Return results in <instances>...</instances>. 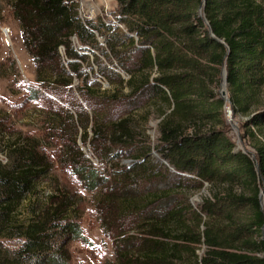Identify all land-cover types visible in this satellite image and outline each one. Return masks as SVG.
Wrapping results in <instances>:
<instances>
[{"label":"trees","instance_id":"1","mask_svg":"<svg viewBox=\"0 0 264 264\" xmlns=\"http://www.w3.org/2000/svg\"><path fill=\"white\" fill-rule=\"evenodd\" d=\"M116 1L113 21H83L77 0L12 3L45 127L0 107V264H70L79 202L40 188L57 158L93 194L114 245L103 264H264V0ZM224 67L254 152L230 135Z\"/></svg>","mask_w":264,"mask_h":264},{"label":"rangeland","instance_id":"2","mask_svg":"<svg viewBox=\"0 0 264 264\" xmlns=\"http://www.w3.org/2000/svg\"><path fill=\"white\" fill-rule=\"evenodd\" d=\"M13 1L0 0V107L11 111L13 115H18L15 116V121L20 129L40 135L45 127L44 113L41 114L39 111L43 109L44 102L41 99L38 101L28 100L30 88L37 85L36 65L24 45L19 21L14 17ZM77 3L79 15L83 21H98L100 17L106 21H113L116 17V0H77ZM74 42L78 45L76 39ZM61 51L63 52V50ZM95 54L99 55L100 53L95 51ZM93 66L97 79L107 86L105 78L98 73L97 62H94ZM88 72L90 73L89 70ZM225 119L230 129V135L236 144L242 149L254 152L243 128L245 119L239 115L232 117V107L229 102L226 103ZM150 127L152 138L156 140L157 121L153 119ZM78 142L90 159L98 164L97 158L91 154L89 145L82 140ZM44 146L50 153L54 151V144ZM0 159L5 160L2 153H0ZM49 175L48 180H45V183L40 186L43 191L41 194L54 193L56 186H59L64 191L67 189L75 201L79 202L78 210L81 213L80 226L83 239H65L67 248H62L70 254V264H103L104 261L113 258V241L106 237L97 218L92 203L93 194L79 184L71 166L63 164L61 159L53 160L52 171ZM208 192V186L205 185L195 193L192 197L194 206H199Z\"/></svg>","mask_w":264,"mask_h":264},{"label":"water","instance_id":"3","mask_svg":"<svg viewBox=\"0 0 264 264\" xmlns=\"http://www.w3.org/2000/svg\"><path fill=\"white\" fill-rule=\"evenodd\" d=\"M205 3V1H204ZM204 11V4L201 6L200 8V12L203 13ZM207 24L209 25L210 22L208 20H206ZM210 27V25H209ZM211 30V34L214 36V33L212 31V29L210 28ZM105 85H108L107 83ZM220 95L221 97L225 100V102H229L230 103V106L232 107V103L230 101V98H229V93H228V77H227V70L226 68L224 67L223 68V71H222V77H221V87H220ZM225 108H226V105H225ZM236 114L234 112V110L232 109V117H234ZM253 156L255 157V154L253 153ZM263 190L260 194V200H261V205H262V209H264V194H263Z\"/></svg>","mask_w":264,"mask_h":264}]
</instances>
